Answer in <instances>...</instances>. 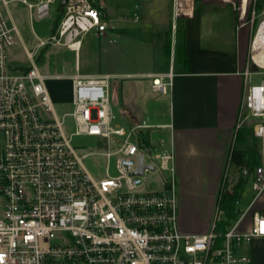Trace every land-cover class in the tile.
<instances>
[{"label": "built area", "instance_id": "2783aa9c", "mask_svg": "<svg viewBox=\"0 0 264 264\" xmlns=\"http://www.w3.org/2000/svg\"><path fill=\"white\" fill-rule=\"evenodd\" d=\"M18 1L30 20L44 19L51 4H60ZM219 1L230 4L239 27L251 32L237 129L250 122L260 142V163L252 169L251 200L235 221L224 232L215 230L214 220L207 233L190 234L178 225L173 150L160 140L157 151L152 141L166 126L115 123V76L109 74L71 76V111L58 118L46 86L49 77L34 64L19 71L8 66L7 49L19 36L7 14L10 0H0V264H250L242 250L264 238V211L252 210L264 193V0ZM194 4L171 0L172 21L191 16ZM138 19L132 13V21ZM114 30L90 0H65L55 29L36 48L59 45L77 54L86 34L104 37ZM35 52L26 51L31 61ZM253 76L260 77L258 83ZM171 82V71L151 77L156 93H167ZM67 118L73 127L69 134ZM74 136L97 140L94 155L103 177L94 178L84 167L82 158L89 154L76 153ZM155 172L166 176L151 182Z\"/></svg>", "mask_w": 264, "mask_h": 264}, {"label": "crops", "instance_id": "0c3cea01", "mask_svg": "<svg viewBox=\"0 0 264 264\" xmlns=\"http://www.w3.org/2000/svg\"><path fill=\"white\" fill-rule=\"evenodd\" d=\"M167 13L170 17L169 9ZM175 25L178 29L170 32L167 38V69L160 67L143 73L106 74L123 81L117 91L111 87L113 106L117 96L119 116L128 122L146 121L152 125L166 126L162 130L166 138L163 143L173 150L175 174L182 182L183 195L187 193L192 201L197 197L198 203H194L193 207L199 204V207L203 205V209L208 210L216 199L233 137L242 127L237 129L251 32L248 26L239 27V15L230 4L212 0L195 2L192 15L177 19ZM169 71L172 73L171 87L162 97L156 98L152 95L156 92L152 89L151 77L163 76ZM128 77L147 78L149 81L145 86L126 84L124 80ZM64 78L54 76L49 79ZM68 89L70 104L71 85ZM148 91L154 98L147 97L145 93ZM149 111L151 114L147 113ZM152 114L159 122L148 121L145 115ZM197 169L203 170V187L188 190L187 184L193 180L192 170ZM245 176L246 184L239 199L240 211L244 210L252 196L251 178L247 181ZM247 195L245 204L242 200ZM184 198L188 202V196ZM252 210L264 211V194L256 200ZM249 220L248 213L242 226L247 227ZM197 232L190 234L204 233L201 230ZM242 252L249 255L250 264H264V238L252 240Z\"/></svg>", "mask_w": 264, "mask_h": 264}, {"label": "rangeland", "instance_id": "374dc122", "mask_svg": "<svg viewBox=\"0 0 264 264\" xmlns=\"http://www.w3.org/2000/svg\"><path fill=\"white\" fill-rule=\"evenodd\" d=\"M90 1L105 14V20L112 21L116 31L107 33L104 37H97L92 33L86 34L81 39L82 46L77 53V57L74 52L69 51L64 46L48 45L36 48L39 41L46 40L51 34L53 22L58 16V2L50 5L49 15L41 20H30L26 6L18 0H10L7 6V14L11 17L13 24H15L19 32V37L15 44L9 47L6 52L9 68L19 71L31 68L32 64H34L39 74L43 76L49 78L54 76L66 77L62 80L47 79L46 81L52 107L58 118L62 114L71 111V104H69L70 90L68 89L70 83L67 81V77L76 74L143 73L155 71L160 67L168 68L169 58L165 56L169 47V40L167 38L170 32H175V29H178L175 25L176 20L172 21L171 15L169 17L167 13L168 9L169 13L171 12V0ZM200 2H204V0ZM134 12L139 17L138 22L135 23L132 21V13ZM173 25L175 26L174 28ZM26 51H36V55L32 61L27 57ZM259 79V76H253L252 82L258 83ZM148 81L149 79L147 78L128 77L124 80V83L145 86L148 84ZM122 82L120 79L114 78L112 80L114 90L116 89L117 91ZM145 94L149 98H154L150 96L149 91ZM152 95L156 98L163 96L158 92ZM60 99L63 101H60ZM113 112L117 118L115 123L118 125L125 126V124L130 123L128 122L129 120L118 115L117 96L116 100L114 98ZM147 113L151 114L150 111ZM153 115L145 116L149 122H159L153 118ZM249 124V121L242 123L238 135L236 132L233 137L231 149H246L251 152V155L255 153L259 154V142L252 136ZM64 131L67 134L73 132L70 118L66 119ZM164 136L165 133L163 131L152 134V141L157 151L162 149L159 141H165L166 138ZM242 137L244 139L243 142H241ZM71 146L79 156L89 154L82 158V163L91 176L94 178L103 177L101 160L97 155H94L100 148L95 138L74 136L71 138ZM111 164H113V161ZM202 171V169L192 170L193 180L190 182L191 184H187L188 190L190 188L198 190L203 187L201 183L203 177ZM243 173L247 175L248 181L251 178V171L244 169ZM160 176L164 177L166 173L155 172L149 176V180L156 182ZM237 178L238 172L234 165L227 162L221 181L227 180L229 183ZM175 179L177 211L179 214L178 225L180 230L185 233H198L197 231L200 230L207 233L211 229L214 220L216 222L221 219V213H218L215 201L208 210H204L203 205L199 207V204H197L196 208L193 207L194 203H198L197 197L192 201L190 195L187 193L183 195V191L181 190L182 182L176 174ZM248 187L247 190H249ZM185 196L186 198L188 196V202L185 201ZM182 199L184 202H182ZM246 200H248V195L243 198L242 202L246 204Z\"/></svg>", "mask_w": 264, "mask_h": 264}, {"label": "trees", "instance_id": "16d2710c", "mask_svg": "<svg viewBox=\"0 0 264 264\" xmlns=\"http://www.w3.org/2000/svg\"><path fill=\"white\" fill-rule=\"evenodd\" d=\"M200 1L195 0V2ZM59 17L60 9L58 8V16L53 22L51 31L55 29ZM238 133L239 130L237 131V135ZM243 140L242 137L241 142ZM228 162L234 165L238 172V178L229 183L227 180L221 181L215 200L217 211L221 213V219L215 223V230L217 232H224L240 214V209L236 206V202L241 198L246 184V176L243 175V170H252L255 166L259 165L260 156L257 153L251 155V152L245 149L236 150L233 148L229 153Z\"/></svg>", "mask_w": 264, "mask_h": 264}, {"label": "water", "instance_id": "95a60500", "mask_svg": "<svg viewBox=\"0 0 264 264\" xmlns=\"http://www.w3.org/2000/svg\"><path fill=\"white\" fill-rule=\"evenodd\" d=\"M65 0H60V4H59V9H61L64 6ZM144 168L143 164H142V159L139 158V168L137 173L140 174L142 172V169Z\"/></svg>", "mask_w": 264, "mask_h": 264}]
</instances>
